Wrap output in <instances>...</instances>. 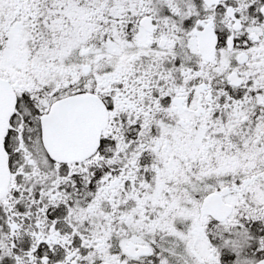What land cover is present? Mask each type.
Here are the masks:
<instances>
[{"label":"snow or ice","instance_id":"obj_1","mask_svg":"<svg viewBox=\"0 0 264 264\" xmlns=\"http://www.w3.org/2000/svg\"><path fill=\"white\" fill-rule=\"evenodd\" d=\"M0 264H264V0H0Z\"/></svg>","mask_w":264,"mask_h":264}]
</instances>
